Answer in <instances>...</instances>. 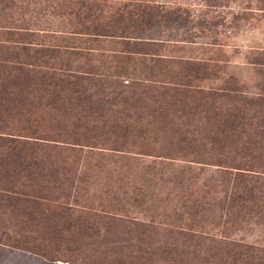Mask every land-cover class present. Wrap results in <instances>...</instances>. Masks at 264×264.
<instances>
[{
	"label": "rangeland",
	"instance_id": "obj_1",
	"mask_svg": "<svg viewBox=\"0 0 264 264\" xmlns=\"http://www.w3.org/2000/svg\"><path fill=\"white\" fill-rule=\"evenodd\" d=\"M93 1L106 13L127 0ZM148 1L169 10L142 35L161 60L71 36L72 0L0 2V46L46 81L90 72L36 101L33 139L60 148L0 186V264H264V191L239 220L215 204L229 173L264 177V0ZM206 57L200 93L166 89L176 61ZM234 106L253 114L249 134H213ZM195 198L207 207L189 215Z\"/></svg>",
	"mask_w": 264,
	"mask_h": 264
},
{
	"label": "trees",
	"instance_id": "obj_2",
	"mask_svg": "<svg viewBox=\"0 0 264 264\" xmlns=\"http://www.w3.org/2000/svg\"><path fill=\"white\" fill-rule=\"evenodd\" d=\"M72 1L70 15L74 19L75 27L68 31L71 36L85 35L93 41L107 39L109 42H115L119 47L112 49V52L116 51L124 55L126 60L131 59L132 55L148 53L162 59L160 54L155 53L162 42L142 36L148 29L159 26L168 18L169 10L167 11L162 4L149 3L148 0H127L114 10L107 8L106 13H103L96 1ZM261 9L264 11V7ZM67 48L74 51L77 49L76 46ZM55 49L58 51L59 48ZM7 51V47L0 46V186L24 171L39 172L44 167L43 160L38 157L40 153L45 150L56 152L60 148L55 144H46L33 139L36 138L33 135L39 131L41 125L38 121L41 122L43 119L38 113L40 104L36 106V101L39 103L44 96H47L43 94L44 90L49 89L47 85L52 84L50 87L52 92L54 86L62 87L63 91L64 86L74 85L80 80L87 79L86 76L90 73L83 69L68 70L66 73H57L52 80L46 81L39 75L40 71L31 68V63L24 62L16 53ZM5 53H8L7 56H4ZM261 53L264 55V50ZM210 61L209 57L176 61L173 65L177 71L170 74L168 81L170 87L166 89L174 92L190 89L189 94L200 93V88H197L196 92L191 88H194V82L210 79L213 75ZM143 81L130 84L144 86ZM206 94L207 99L211 100H218L220 97V94L213 90ZM251 116L253 114L250 115L243 108L235 106L227 111L217 110L212 116L214 122L209 129L216 135H247L250 132L248 129L251 128L249 121ZM70 135L74 138L73 134ZM229 174L232 175V180H226L229 183L227 185L223 183L215 204L227 221H235L246 216L252 210L251 203L261 197V192L264 191V177L261 178L258 173L243 175L238 171ZM37 204L33 201V205ZM182 207L186 213L194 215L204 211L207 203L195 198Z\"/></svg>",
	"mask_w": 264,
	"mask_h": 264
}]
</instances>
